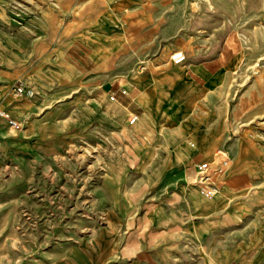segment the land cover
I'll use <instances>...</instances> for the list:
<instances>
[{
	"label": "rangeland",
	"instance_id": "1",
	"mask_svg": "<svg viewBox=\"0 0 264 264\" xmlns=\"http://www.w3.org/2000/svg\"><path fill=\"white\" fill-rule=\"evenodd\" d=\"M0 9V106L21 124L0 116V264H182L193 240L173 232L187 230L196 176L158 173L167 150L192 140L182 118L206 109L220 111L227 136L210 159L245 133L251 143L238 145L264 161V0H0ZM173 49L186 60L173 64ZM198 53L219 55L228 72L210 74L212 87L179 101L160 129L137 92L108 98V85L186 68ZM17 82L25 106L14 114L6 91ZM252 108L263 111L247 121ZM217 178L214 200L242 216L246 238L247 216H264V172Z\"/></svg>",
	"mask_w": 264,
	"mask_h": 264
},
{
	"label": "crops",
	"instance_id": "2",
	"mask_svg": "<svg viewBox=\"0 0 264 264\" xmlns=\"http://www.w3.org/2000/svg\"><path fill=\"white\" fill-rule=\"evenodd\" d=\"M1 13L3 12L0 9ZM100 26L109 27V24L101 21ZM100 50L96 49L97 52ZM106 53V49H103L100 52V58L106 57ZM190 58L186 68L167 65L160 70L157 69L154 74L150 72L135 75L128 84H118L116 87L110 84L107 92L109 89H117L120 85L127 88V94L132 91L137 92L140 102L136 101V105L142 107L151 116L155 122V129L158 130L164 121L169 119V113L178 106L179 101L191 105L198 95L212 87L211 84L215 80L210 74L228 72V68H224L225 71L222 72V67L219 65L222 60L219 55L206 56L198 53ZM11 101H15L9 106L11 113L17 114L25 106L23 101L12 99ZM209 111V109L204 110L200 119L191 115L182 118V129L192 140L188 143L181 141L178 147L167 150L165 167L158 173L159 180H162L173 169L180 171L185 179H193L196 162L202 159L213 160L210 158L214 150L221 143H225L227 136L225 121L220 111L214 109L212 114ZM261 111H263L262 108L257 110L252 108L245 112L244 118L247 121L252 120L253 115ZM243 128L251 131L250 125ZM249 136L252 137V135ZM249 136L244 133L224 148L230 154L229 158H232L231 164L225 168L229 177L245 175L246 179L259 178L264 172V166L260 170L264 161L255 158L256 155L253 153L247 155L248 151L244 153L241 145H238L243 140L246 144L251 143L252 139L250 140ZM138 153L141 160L146 158L143 151L139 150ZM201 156L204 158L197 160ZM188 198L192 205L191 214L185 225L187 230L173 232L174 238L182 237L193 240L190 246L182 249L184 250L183 255L186 256L182 264H264V216H247V236L241 238L242 232L238 231L240 229L238 222L242 216L226 209L221 198L217 200L206 198L197 187H190ZM154 234L155 238L161 235L159 232H150V235ZM114 264H158V261L150 257L149 259L140 258V261Z\"/></svg>",
	"mask_w": 264,
	"mask_h": 264
},
{
	"label": "built area",
	"instance_id": "3",
	"mask_svg": "<svg viewBox=\"0 0 264 264\" xmlns=\"http://www.w3.org/2000/svg\"><path fill=\"white\" fill-rule=\"evenodd\" d=\"M172 62L179 64L185 59V53L182 50L175 49L170 54ZM26 93L25 87L21 82L14 83L7 88L6 94L12 100H19L24 97ZM128 90L125 86H119L117 89H109L107 92L110 100H117L118 94L125 95ZM0 116L3 117L8 125L15 131L21 129L20 122L11 115L4 107L0 106ZM138 120V114L130 113L128 123L133 124ZM193 145L192 143H190ZM216 161L202 159L195 164V182L199 192L206 198H214L218 190V176L225 169L229 162V154L225 149H218L215 153Z\"/></svg>",
	"mask_w": 264,
	"mask_h": 264
},
{
	"label": "bare ground",
	"instance_id": "4",
	"mask_svg": "<svg viewBox=\"0 0 264 264\" xmlns=\"http://www.w3.org/2000/svg\"><path fill=\"white\" fill-rule=\"evenodd\" d=\"M198 189V188H197ZM199 191V190H198ZM204 196V195H203Z\"/></svg>",
	"mask_w": 264,
	"mask_h": 264
}]
</instances>
